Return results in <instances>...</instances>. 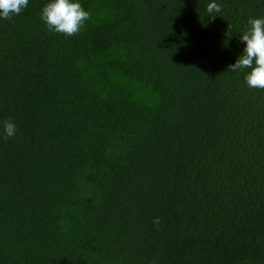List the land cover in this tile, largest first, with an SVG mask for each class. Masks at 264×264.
Listing matches in <instances>:
<instances>
[{"label":"trees","instance_id":"16d2710c","mask_svg":"<svg viewBox=\"0 0 264 264\" xmlns=\"http://www.w3.org/2000/svg\"><path fill=\"white\" fill-rule=\"evenodd\" d=\"M46 2L0 19V264H264V90L227 70L264 0H79L72 37Z\"/></svg>","mask_w":264,"mask_h":264},{"label":"clouds","instance_id":"9594fccd","mask_svg":"<svg viewBox=\"0 0 264 264\" xmlns=\"http://www.w3.org/2000/svg\"><path fill=\"white\" fill-rule=\"evenodd\" d=\"M29 4V0H0V19L10 20L19 15ZM221 6L215 0L207 4L206 11L209 20H214ZM41 20L49 32L63 34L66 37L78 35L85 22L91 18L79 0H47L41 9ZM249 27L239 35L244 44L242 53L229 65L227 70L238 72L249 69L244 77L247 86L251 89L264 90V18L248 19ZM3 137L7 140L15 137L17 126L12 120L2 123ZM153 223L158 227L160 219L157 217Z\"/></svg>","mask_w":264,"mask_h":264}]
</instances>
